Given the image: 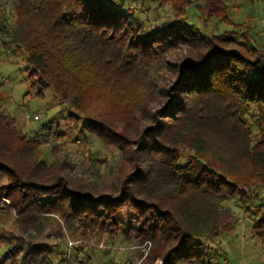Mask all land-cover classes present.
<instances>
[{
	"label": "trees",
	"instance_id": "trees-1",
	"mask_svg": "<svg viewBox=\"0 0 264 264\" xmlns=\"http://www.w3.org/2000/svg\"><path fill=\"white\" fill-rule=\"evenodd\" d=\"M152 1L172 12L173 21L162 22L161 31L145 27L143 11L135 15L115 3L14 0L16 27L1 23L0 40L23 51L25 71L36 80L29 85L39 88L34 96L43 99L50 90L60 104L80 107L105 100V93L110 107H126L137 95L130 105L135 112L121 111L136 123L82 126L81 132H94L104 145L131 156V172L114 190L99 192L70 179L66 164H46L39 140L19 133L14 120L0 113V200L23 224L54 215L85 239L105 235L148 243L143 264H214V248L199 238L232 229L219 224L221 215L233 218L223 201L249 210L246 176L264 182V45H254L252 29L232 20L224 0ZM191 8L200 28L186 23ZM219 25L225 29L215 33ZM180 46L197 52L194 63L165 59ZM161 70L174 74L171 85L159 77ZM132 85L127 97L114 93ZM152 103L157 110L142 108ZM145 120L148 125L140 126ZM187 151L193 155L181 162ZM262 205L251 211V235L264 251ZM16 244L0 251V264H54L61 254L21 238Z\"/></svg>",
	"mask_w": 264,
	"mask_h": 264
},
{
	"label": "rangeland",
	"instance_id": "rangeland-1",
	"mask_svg": "<svg viewBox=\"0 0 264 264\" xmlns=\"http://www.w3.org/2000/svg\"><path fill=\"white\" fill-rule=\"evenodd\" d=\"M224 1L229 7L228 12L232 20L252 29L254 45L256 47L264 45V0ZM13 3L14 0H0V24H7L11 28L16 27L12 17ZM115 5L121 4L115 2ZM126 7L129 9L131 7L130 12L135 15H138L140 11L148 10L150 15H140V18L145 20V27L154 26L158 31L162 29V22L168 24L173 21L169 7L158 8L152 0H138V5L127 4ZM192 10L191 8L186 23L200 28L199 19ZM194 16L195 18H191ZM216 29L215 33H221L225 27L219 25ZM237 33L238 38L241 32L237 31ZM2 35L0 33V39ZM196 53L194 49L180 46L165 53L164 57L169 63L178 65L185 61L194 63ZM24 57L22 50H15L13 46L6 48L0 40V113L14 120L19 133L39 140L40 145L37 151L40 152L41 159L46 164H52L54 167L66 164L68 168H71V172L67 174L70 179L76 178L84 184L93 185L99 192H104L102 187L106 186L114 190V187H117L119 182L131 172L132 164L128 163L131 156H123L117 147L104 145L95 136L96 133L81 132V128L86 124H98L105 120L116 126L125 123L129 126L135 125L136 122L127 120L121 111L127 108L132 113L135 112V108L130 105L136 101L137 95L128 98L130 101L127 102L126 107H110L108 101L111 98L109 99L105 93V100L95 102L91 99L81 103L80 107H72L68 103L60 104L50 90L44 92L43 99L36 98L34 94L39 88L38 86L31 88L29 85V83L36 85V80L28 77ZM158 75L168 80L167 85H171L175 77L173 73L166 70L159 71ZM28 79L30 81L27 82ZM133 88L134 85L119 91L115 89L114 93L127 97L134 92ZM142 108L148 111L158 109L153 103ZM141 125L146 126L148 122L145 120ZM44 126L46 128L42 130ZM56 133H62V135L56 137ZM7 148L6 152L11 153L12 148ZM190 155L193 153L188 151L182 154L181 162L187 160ZM245 178L251 186V196L246 205L249 210L242 208L236 200L223 201L222 209L227 207L233 218L226 220L221 215L219 224L221 228L230 225L232 229L226 231V235H220L217 238L211 239L205 234L199 238L205 247L214 248L211 251L217 256L211 259L214 264H264V251L251 235L253 219L251 211L256 213L259 203L263 204L262 210L264 209V182L260 184L251 180V176ZM3 184L5 181L0 177V186ZM164 198L168 200L166 196ZM0 201L5 207H0V251L11 245H18L16 243H19L21 238L26 243L46 245L54 253L59 251L61 254L53 259L54 264H143V259L150 248L148 243L139 245L135 241H123L121 238L113 239L105 235L96 236L91 240L85 239L81 237V232L78 230L66 229L54 215L39 217L37 223L33 225L23 224L14 211L6 209L10 207L8 201L4 198ZM172 204L177 205L176 202ZM4 242L7 243L6 247H3ZM153 264H162V261L157 260Z\"/></svg>",
	"mask_w": 264,
	"mask_h": 264
},
{
	"label": "crops",
	"instance_id": "crops-1",
	"mask_svg": "<svg viewBox=\"0 0 264 264\" xmlns=\"http://www.w3.org/2000/svg\"><path fill=\"white\" fill-rule=\"evenodd\" d=\"M89 3H94V2H106V3H120V4H123V5H127V4H132V5H138V0H85ZM143 15H148L149 14V11L146 10L145 12L142 13ZM150 15V14H149Z\"/></svg>",
	"mask_w": 264,
	"mask_h": 264
},
{
	"label": "built area",
	"instance_id": "built-area-1",
	"mask_svg": "<svg viewBox=\"0 0 264 264\" xmlns=\"http://www.w3.org/2000/svg\"><path fill=\"white\" fill-rule=\"evenodd\" d=\"M116 7H118V8H121V9H125V10H127L128 12H130L132 9H131V7H130V9L129 8H127L125 5H115ZM3 84H5V83H3ZM6 85H8L7 83H6Z\"/></svg>",
	"mask_w": 264,
	"mask_h": 264
}]
</instances>
